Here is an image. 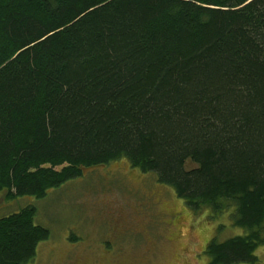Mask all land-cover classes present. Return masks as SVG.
<instances>
[{
  "label": "trees",
  "instance_id": "1",
  "mask_svg": "<svg viewBox=\"0 0 264 264\" xmlns=\"http://www.w3.org/2000/svg\"><path fill=\"white\" fill-rule=\"evenodd\" d=\"M127 160L194 212L235 206L264 245V0H0V193L35 196ZM36 208L0 218V264H29Z\"/></svg>",
  "mask_w": 264,
  "mask_h": 264
},
{
  "label": "rangeland",
  "instance_id": "2",
  "mask_svg": "<svg viewBox=\"0 0 264 264\" xmlns=\"http://www.w3.org/2000/svg\"><path fill=\"white\" fill-rule=\"evenodd\" d=\"M28 206L36 208L34 222L51 232L29 264H209L204 250L214 237L246 233L234 225L235 206L194 212L171 187L124 159L85 168L41 199L0 193V218ZM125 228L133 233L120 236ZM256 256L238 264H264V245Z\"/></svg>",
  "mask_w": 264,
  "mask_h": 264
},
{
  "label": "flooded vegetation",
  "instance_id": "3",
  "mask_svg": "<svg viewBox=\"0 0 264 264\" xmlns=\"http://www.w3.org/2000/svg\"><path fill=\"white\" fill-rule=\"evenodd\" d=\"M134 228H125V229H122V231L120 232V236L121 235H126V234H129V233H133V230ZM112 264H115L112 262ZM132 264H135V263H132Z\"/></svg>",
  "mask_w": 264,
  "mask_h": 264
}]
</instances>
